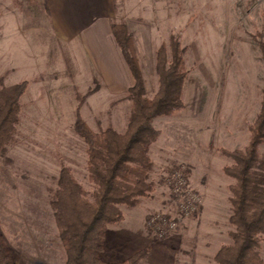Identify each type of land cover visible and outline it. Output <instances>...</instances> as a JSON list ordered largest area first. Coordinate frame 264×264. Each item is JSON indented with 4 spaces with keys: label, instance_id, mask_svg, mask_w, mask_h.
Returning <instances> with one entry per match:
<instances>
[{
    "label": "rangeland",
    "instance_id": "1",
    "mask_svg": "<svg viewBox=\"0 0 264 264\" xmlns=\"http://www.w3.org/2000/svg\"><path fill=\"white\" fill-rule=\"evenodd\" d=\"M114 19L133 34L147 95L158 87L156 50L171 35L187 48L186 108L158 117L151 148L155 190L108 227L102 256L120 261L145 248L140 264H216L231 241L230 185L222 149H245L248 125L261 109L264 87V0H116ZM44 0H0V77L29 82L17 130L0 155V228L17 264H65L50 199L60 168L69 166L88 189L86 144L75 131L81 113L95 130L125 131L129 100L113 103L134 80L119 48H84L57 42ZM78 91V89H77ZM264 153V143L260 145ZM201 203L177 228L159 236L149 224L158 214L176 216L182 197L173 171ZM185 188V189H186ZM264 259V235L260 247Z\"/></svg>",
    "mask_w": 264,
    "mask_h": 264
},
{
    "label": "trees",
    "instance_id": "2",
    "mask_svg": "<svg viewBox=\"0 0 264 264\" xmlns=\"http://www.w3.org/2000/svg\"><path fill=\"white\" fill-rule=\"evenodd\" d=\"M111 28L134 79L133 85L113 100L114 104L130 101L129 122L122 132L111 124L93 129L80 110L84 97L74 86L79 100L74 127L86 144L90 188L69 166L60 168L50 204L66 252L65 264H140L148 256L145 248L120 261L107 260L102 253L108 227L124 218L122 206L138 207L155 190L152 174L156 164L151 148L161 133L154 125L155 119L175 116L186 108L189 70L187 48L180 37L171 35L156 50L158 87L149 97L133 34L124 21L113 19ZM261 47L264 54V42ZM28 86L27 80L7 85L0 77V155L13 140ZM248 132L245 149H222L231 160L223 171L233 179L229 218L232 230L231 241L215 254L216 264H264L260 250L264 235V153L260 151L264 143V87L261 109L248 125ZM0 264H17L1 228Z\"/></svg>",
    "mask_w": 264,
    "mask_h": 264
},
{
    "label": "crops",
    "instance_id": "3",
    "mask_svg": "<svg viewBox=\"0 0 264 264\" xmlns=\"http://www.w3.org/2000/svg\"><path fill=\"white\" fill-rule=\"evenodd\" d=\"M44 2L51 19L53 37L57 42L63 44L79 42L86 49L101 47L108 53H114L117 47L121 52L111 28L116 0H44ZM121 55L125 60L122 52Z\"/></svg>",
    "mask_w": 264,
    "mask_h": 264
},
{
    "label": "built area",
    "instance_id": "4",
    "mask_svg": "<svg viewBox=\"0 0 264 264\" xmlns=\"http://www.w3.org/2000/svg\"><path fill=\"white\" fill-rule=\"evenodd\" d=\"M175 177L170 184L173 191L182 197L181 202L178 205V212L176 216L170 215H154L149 220L150 226L159 236H164L168 232H171L177 228L179 222L182 221L184 217L190 216L191 214L197 212L198 207L201 203L200 197L195 194L192 190L187 187V178L179 170H175L172 173ZM186 188V189H185Z\"/></svg>",
    "mask_w": 264,
    "mask_h": 264
}]
</instances>
